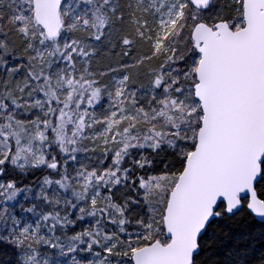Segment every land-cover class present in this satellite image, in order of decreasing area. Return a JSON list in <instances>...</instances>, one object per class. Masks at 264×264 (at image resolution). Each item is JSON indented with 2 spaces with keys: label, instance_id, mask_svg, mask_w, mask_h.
<instances>
[{
  "label": "snow or ice",
  "instance_id": "obj_1",
  "mask_svg": "<svg viewBox=\"0 0 264 264\" xmlns=\"http://www.w3.org/2000/svg\"><path fill=\"white\" fill-rule=\"evenodd\" d=\"M0 264H264V0H0Z\"/></svg>",
  "mask_w": 264,
  "mask_h": 264
}]
</instances>
